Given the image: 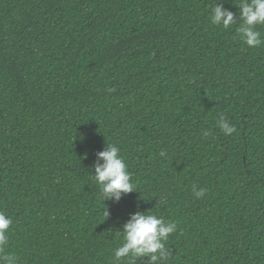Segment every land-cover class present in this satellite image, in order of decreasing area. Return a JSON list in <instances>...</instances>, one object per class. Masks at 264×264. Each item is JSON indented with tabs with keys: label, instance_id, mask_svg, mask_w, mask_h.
Masks as SVG:
<instances>
[{
	"label": "trees",
	"instance_id": "obj_1",
	"mask_svg": "<svg viewBox=\"0 0 264 264\" xmlns=\"http://www.w3.org/2000/svg\"><path fill=\"white\" fill-rule=\"evenodd\" d=\"M216 3L237 22L213 25ZM233 3L0 0V256L113 264L140 211L177 224L165 264H264V45L240 38ZM108 144L136 190L104 202Z\"/></svg>",
	"mask_w": 264,
	"mask_h": 264
},
{
	"label": "clouds",
	"instance_id": "obj_2",
	"mask_svg": "<svg viewBox=\"0 0 264 264\" xmlns=\"http://www.w3.org/2000/svg\"><path fill=\"white\" fill-rule=\"evenodd\" d=\"M234 5L239 9L238 19L240 23L237 33L240 38L250 48H258L264 45L261 32L256 30L257 25L264 26V0H239V3ZM210 21L213 25L227 29L237 22V18L223 4L216 3L211 7ZM217 124L226 136L236 131V128L223 115L219 116ZM209 134V131L203 132L205 137ZM159 154L165 155L163 151ZM93 167L92 178L99 186L104 202L109 199L119 201L122 194L136 190L131 182V174L127 170L128 166L116 145L108 144L103 151L97 153V162ZM192 192L195 198H201L205 195V189L196 186H193ZM104 214L106 217L108 216L106 209ZM11 224L12 220L0 212V250H3L8 244V230ZM176 228L175 222L164 221L148 212L137 211L120 231L123 242L121 246L113 250V264H121L124 258H127V264H136V261L143 257L148 258V264H165L170 256L165 242L170 234L176 231ZM0 264H17V260L14 255H4L0 256Z\"/></svg>",
	"mask_w": 264,
	"mask_h": 264
}]
</instances>
